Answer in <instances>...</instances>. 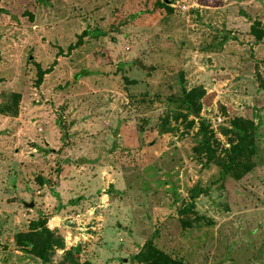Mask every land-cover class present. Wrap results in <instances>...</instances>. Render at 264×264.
I'll use <instances>...</instances> for the list:
<instances>
[{
	"label": "rangeland",
	"instance_id": "rangeland-1",
	"mask_svg": "<svg viewBox=\"0 0 264 264\" xmlns=\"http://www.w3.org/2000/svg\"><path fill=\"white\" fill-rule=\"evenodd\" d=\"M253 22L264 33V0H0V264H144L148 242L182 264H264ZM193 89L211 162L179 100ZM234 118L257 125L239 181L216 164ZM39 216L46 263L14 242Z\"/></svg>",
	"mask_w": 264,
	"mask_h": 264
},
{
	"label": "trees",
	"instance_id": "trees-1",
	"mask_svg": "<svg viewBox=\"0 0 264 264\" xmlns=\"http://www.w3.org/2000/svg\"><path fill=\"white\" fill-rule=\"evenodd\" d=\"M250 35L256 42H260L264 33L258 29V23L253 22L250 26ZM196 89L189 92H182L179 100L184 110L191 114L193 119L199 120V134L201 137L200 145L206 151L207 160L211 162L216 157V153L210 147V138L206 134L205 122L200 120L198 108L193 105L194 94ZM0 112H2L0 110ZM194 125V121L189 123ZM230 129L225 134H232L233 139L229 141V148L224 151L221 162H217L220 178L225 179L231 177L239 181L246 174L251 172L254 167L253 158L255 154V140L257 125L251 121L241 118H234L230 125ZM48 218L39 216L37 220L32 221L29 225L27 233H18L15 237V245L29 249L30 253L35 255L42 263H46L50 259L51 252L55 246V232L50 231L46 224ZM135 260L144 264H182L179 260H173L168 255L156 249L151 242H148L144 251L138 253Z\"/></svg>",
	"mask_w": 264,
	"mask_h": 264
},
{
	"label": "water",
	"instance_id": "water-1",
	"mask_svg": "<svg viewBox=\"0 0 264 264\" xmlns=\"http://www.w3.org/2000/svg\"><path fill=\"white\" fill-rule=\"evenodd\" d=\"M32 207H33V204H30V205H29V208H32Z\"/></svg>",
	"mask_w": 264,
	"mask_h": 264
},
{
	"label": "built area",
	"instance_id": "built-area-1",
	"mask_svg": "<svg viewBox=\"0 0 264 264\" xmlns=\"http://www.w3.org/2000/svg\"><path fill=\"white\" fill-rule=\"evenodd\" d=\"M221 120H218V122H220Z\"/></svg>",
	"mask_w": 264,
	"mask_h": 264
}]
</instances>
